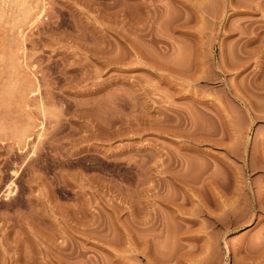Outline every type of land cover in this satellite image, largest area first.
I'll use <instances>...</instances> for the list:
<instances>
[{"label": "rangeland", "instance_id": "1", "mask_svg": "<svg viewBox=\"0 0 264 264\" xmlns=\"http://www.w3.org/2000/svg\"><path fill=\"white\" fill-rule=\"evenodd\" d=\"M0 264H264V0H0Z\"/></svg>", "mask_w": 264, "mask_h": 264}]
</instances>
